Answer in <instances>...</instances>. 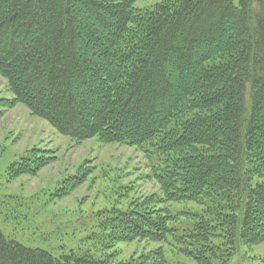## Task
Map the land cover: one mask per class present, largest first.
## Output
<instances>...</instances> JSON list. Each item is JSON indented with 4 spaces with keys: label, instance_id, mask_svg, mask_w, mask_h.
<instances>
[{
    "label": "trees",
    "instance_id": "1",
    "mask_svg": "<svg viewBox=\"0 0 264 264\" xmlns=\"http://www.w3.org/2000/svg\"><path fill=\"white\" fill-rule=\"evenodd\" d=\"M137 1L0 0V76L59 133L156 156L161 196L107 211L109 241L165 240L195 264H229L237 244L264 240V0ZM32 154L14 174L38 168ZM189 201L192 222L173 226L169 204ZM109 257H56L0 231V264H167L161 247Z\"/></svg>",
    "mask_w": 264,
    "mask_h": 264
},
{
    "label": "rangeland",
    "instance_id": "2",
    "mask_svg": "<svg viewBox=\"0 0 264 264\" xmlns=\"http://www.w3.org/2000/svg\"><path fill=\"white\" fill-rule=\"evenodd\" d=\"M156 1L138 0L135 5ZM11 98L0 76V231L5 236L56 257L87 252L93 258L109 255L117 262L161 247L167 264H195L165 240L109 241L101 234L99 222L110 209L125 210L151 194L161 196L152 177L156 156L97 136L77 140L63 135ZM27 152L41 157L40 165L32 173L14 174L11 164ZM254 178L253 184L264 182V175ZM169 205L178 212L171 221L178 228L192 222L189 209L199 211L192 201ZM229 264H264V240L237 244Z\"/></svg>",
    "mask_w": 264,
    "mask_h": 264
}]
</instances>
